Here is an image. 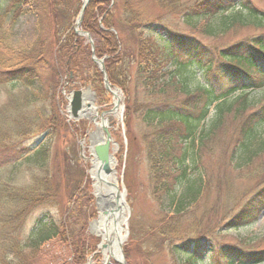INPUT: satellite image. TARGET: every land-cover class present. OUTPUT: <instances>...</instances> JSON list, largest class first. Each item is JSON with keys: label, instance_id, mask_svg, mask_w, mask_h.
Here are the masks:
<instances>
[{"label": "trees", "instance_id": "obj_1", "mask_svg": "<svg viewBox=\"0 0 264 264\" xmlns=\"http://www.w3.org/2000/svg\"><path fill=\"white\" fill-rule=\"evenodd\" d=\"M80 1L14 0L0 14V88H7L4 93L6 99L0 104V169L7 166L8 160L4 159L9 152L16 157L21 156L19 159H27L25 162H31L33 168L16 182L0 183V264H34V258L42 257L48 245L53 249L58 247L65 255L64 259L70 258V264H84L91 251L87 227L95 211L91 195L85 194V191L79 192L81 181H85L84 171L78 164L76 168L74 165L68 167L70 162L77 159L75 153L67 157L64 151H60L52 156L50 146L43 143L26 154L19 148L37 135L53 138L61 131L77 130L73 124H66L58 106L60 97L57 92L63 74H74L69 80L70 84L74 82L75 74L86 73V79L95 90H100L103 76L91 60L90 46L74 32V19ZM168 1L157 0V4L166 10L170 7ZM144 2L136 0L133 4L132 0H120V4H116L114 0H93L90 7L95 10L92 12L91 9L82 19L81 29L96 39L95 56L103 59L108 80L123 91L128 90L126 82L132 73L128 68L133 64V78L139 83L138 86L149 87V90H145L148 94L162 93L171 82L178 86L180 94L184 96L180 107L149 109L144 115L145 124L154 127L157 132L153 146L161 152L157 156H154V152L151 157L155 163V176L159 177L163 173L164 163L170 158L172 143L177 140L173 131L172 134L166 132L169 129L167 124L172 123L176 129L182 127L183 133L178 130L181 142L202 140L218 127L225 114L240 112L235 104L241 105L242 100L235 98V101H231L230 96L238 93L244 95L264 87V13L255 12L243 0H199L188 6L183 12L189 25H197L199 18L210 19L206 29L200 32L209 38L221 40L236 25L261 30L241 37L230 36L224 43L220 41L219 45L211 48L194 33L174 30L162 19V15L144 22L147 21ZM25 14L34 17V35L31 41L14 45L9 32L18 18ZM99 18L102 19V26ZM6 20H9V26L4 30L1 24L4 25ZM141 26L143 30L151 32L146 38L143 37L144 32L139 30ZM124 31L132 33L134 49L130 57L122 49L119 32ZM158 40L164 43V47L157 44ZM175 48L180 51L177 57L173 52ZM125 63H129L127 69ZM166 64L174 65L168 79H163L159 88L149 86L161 79L160 70ZM200 73L203 82L197 76ZM183 104L187 107L184 108ZM256 107L257 110L240 124L243 134V143L238 150L240 163L248 162L255 152L259 153L264 148V140L255 144L259 137L257 128L264 123V102H257ZM212 109L215 119L205 128ZM70 134L72 137L73 132ZM177 164H180L184 181L187 179V165L183 166L185 159H179ZM71 176L76 178L71 183L68 199H73L76 193L84 196L75 198L69 211L62 192L69 187L68 179ZM161 185L165 187L163 182ZM203 185L200 178L188 181L183 193L174 197L177 211H182L193 202ZM54 208L61 209V218L56 219L48 214ZM39 212L43 214L35 219L34 226L28 232L27 222ZM262 213L264 185L243 203L223 227L237 230L256 221ZM191 241L198 246L210 240L207 235H195ZM184 245L186 251L178 263H202L201 259L196 260L188 253L189 243ZM221 258L224 264H261L264 262V251L249 254L234 249L223 252Z\"/></svg>", "mask_w": 264, "mask_h": 264}, {"label": "rangeland", "instance_id": "obj_2", "mask_svg": "<svg viewBox=\"0 0 264 264\" xmlns=\"http://www.w3.org/2000/svg\"><path fill=\"white\" fill-rule=\"evenodd\" d=\"M13 1L0 0V14ZM83 1H80L79 10ZM198 1L169 0L168 6L170 5V7L163 10L160 4H157V0H145L144 9L147 21L144 20V22L155 20L158 15H162V19L173 26L174 30L194 33L211 48L213 45H219L220 41L224 43L225 39L231 38L230 36L241 37L261 31L254 27L244 28L236 25L221 40L209 38L206 35L203 36L200 32L206 29L205 27L210 19L199 18V21L196 22L197 25L194 23L191 26L186 22L187 17L184 15V10ZM243 1L255 12L264 13V0ZM92 2L93 0H89L82 19L91 12V9L92 12L95 10L94 7H90ZM114 2L120 4V0H114ZM135 2L136 0H132L133 4ZM37 3L38 1H36ZM79 10L74 21L78 17ZM117 11L120 12V10ZM101 18L98 20L100 26H102ZM1 26L6 30V27L9 26V20H6L5 24H1ZM142 27L139 30L144 32L142 34L146 38L151 32L146 29L143 30ZM34 32V17L25 14L19 17L12 26L9 32L10 41L14 45H22L31 41ZM86 33L89 35V39L83 36L79 37H82L89 46L92 42L93 47H95L96 39L88 32ZM130 34L132 35L131 32L127 31L119 32L122 49L127 57H130L134 49L133 38ZM156 42L160 47H164L161 40ZM177 46L179 45H174V47ZM167 50L169 53L170 47ZM174 50L176 57L179 56L177 55L180 52L179 49L175 48ZM179 58L181 59L182 56ZM125 65L127 69L129 63H125ZM95 66L100 71V66L97 64ZM173 69L174 65L166 64L160 70L161 79H157L149 86L159 88L162 80L168 79L167 76H170L169 72ZM128 71L132 73L126 82L128 90L124 91L108 78L109 88L104 84L103 77H101L100 90L97 91L91 82L86 79V73L75 74L74 82L70 84L69 80H72L74 74H63L57 92L60 101L59 105L57 102L56 104L60 107L66 124H73L77 130L73 131L71 129L70 132H73L72 137L69 131H61L53 138H47L44 134L31 137L19 147L23 149L21 152L26 154L32 148L43 143L50 146L52 156L60 151H64L67 157L75 153L77 159L70 162L68 167L74 165L76 168L78 164L84 171L85 181H81L79 192L85 191V194L91 195L95 214L89 222L97 219L98 211L93 187L94 181L91 177V155L89 151L91 147L90 134L94 126L89 119L74 120L70 118L67 112V98L70 92L89 89L94 96L95 115L99 117L97 122H100L103 118L108 119L105 130L111 139V156L115 163L111 166L114 171L111 179L117 181V187L123 193V201L128 209L126 239L121 246L126 264H179V260L183 258L186 251L184 244L187 243H189L188 253L193 255L196 260L203 259V264H224L221 257L223 252L228 250L238 249L242 252L245 251V253L249 252V254L260 250L264 251V214L253 223L244 225L237 230L223 227L225 222L241 209L243 203L259 187L264 185V148L259 153L255 152L248 162L240 163L238 158V150L243 143L240 124L250 113L257 110V102H264V87L244 95L238 93L230 96L231 101H235V98L242 100L241 105L235 104L237 111L240 112L225 114L218 127L206 137H203L202 140H197L194 143L181 142L178 139V130L183 133L182 127L176 129L172 123L167 124L169 129L166 132L171 133L173 131L174 138L177 140L172 143L170 158L164 163L163 173L156 177L154 173L155 163L151 155L155 152L154 156H157L161 151H157L156 146H153V141L157 138V132L154 127L145 124V112L149 109L157 110L169 108V106L180 107L184 96L180 94L178 86L171 82L168 83L162 93L151 94L152 92H149L150 94H148L145 90H149V87L145 89L143 86H138L139 83L133 78L135 73L133 64L129 65ZM44 72L47 74L46 69ZM197 76L203 82L201 73ZM2 88H0V104H3L6 99L4 93L7 88ZM113 90L119 91L120 96L117 104L113 102V95L111 94ZM242 98L245 100L243 101ZM183 107L187 106L184 105ZM214 119L215 113L212 109L204 127L206 128ZM257 132L259 137L255 144L264 140V123L257 128ZM103 133L105 135L104 131ZM20 157H16L9 152V156L4 161L8 160L7 162L10 165L7 164L4 169H0V183L16 182L33 169L31 168V162L27 163L25 162L27 159H19ZM182 158L186 162L183 166L187 165L185 177L188 181L193 182L200 178L204 185L193 202H190L182 211H177V207L175 208L176 203H173L175 202L174 197L181 195L188 183L187 179L183 181L184 177L181 176L183 173L179 168L180 164H177L178 160H182ZM17 159L19 161L15 162L16 164L13 163ZM49 166L51 167V165ZM75 178L76 176L74 178L71 176L68 179L69 187L62 192L64 193V203L66 202L69 211L72 209L75 198L84 196L82 193H76L73 199H68V195H71L69 193L71 183ZM161 182L164 183L165 187L162 188ZM62 186L64 187V182ZM43 212L36 213L29 219L26 225L28 232L34 226L35 219ZM48 214L59 219L62 212L61 209L54 208ZM88 234L91 237V251L86 256L84 263L91 257V264H102L103 258L99 253L92 255L98 251L97 246L100 244L101 239L98 235ZM195 235H207L210 241L197 246L191 241ZM60 251L58 247L53 249L48 245L43 250L42 257L38 259L35 257L33 262L34 264H70V258L64 259L65 255ZM111 264L116 263L111 259ZM235 264L239 263L235 262ZM261 264H264V262Z\"/></svg>", "mask_w": 264, "mask_h": 264}, {"label": "bare ground", "instance_id": "obj_3", "mask_svg": "<svg viewBox=\"0 0 264 264\" xmlns=\"http://www.w3.org/2000/svg\"><path fill=\"white\" fill-rule=\"evenodd\" d=\"M85 96H82V110H81V116L83 118L89 119L93 123V130L91 131L90 134V143H91V148L94 146V141L97 140V142H103L105 140V135L103 131L105 130L106 127V122L107 118H103L100 122H97L98 116H96V112L94 109V96L91 93L90 90L86 89L83 91ZM113 95V102L114 104H117V100H119V91L113 90L111 92ZM92 161V167H91V175L93 179L95 180V185L94 188L96 190L95 195L97 198H99V207L101 208V211L103 210V203L105 202V199L108 195L112 193L115 194L117 190L115 191L114 189H111L108 187L107 189L105 188L106 185L102 182V185L98 182V171H100L101 177L105 183L113 182L111 177L109 176H104L102 173V170L100 168V163L97 161ZM97 180V181H96ZM111 180V181H109ZM115 183L117 182L116 180L114 181ZM119 194V192H117ZM120 195V194H119ZM113 199V197H111ZM122 198L124 199L123 195ZM123 201V200H122ZM100 211L101 214V220L99 223L95 224L93 229L94 232L100 237L102 243L108 242L110 245L109 248V253L108 251H101V254L103 255V258H109V259H116V260H121L120 258V245L124 242L123 240L126 238V215L124 212V207L121 205L118 208L116 207V211L111 214V215H103L102 212ZM124 212V213H123Z\"/></svg>", "mask_w": 264, "mask_h": 264}, {"label": "water", "instance_id": "obj_4", "mask_svg": "<svg viewBox=\"0 0 264 264\" xmlns=\"http://www.w3.org/2000/svg\"><path fill=\"white\" fill-rule=\"evenodd\" d=\"M88 2H89V0H84L82 5H81L77 20L75 22V33L77 35L84 36V37H87L89 39L90 37L87 33H84V32L79 30V27H80V24L82 21V17H83V14H84V11L86 9ZM90 45H91V49H92V59H93L95 64L100 66L101 72L103 73V82L107 86V88H109V83H108V80H107V77L105 75L104 68H103V61L97 60L94 57L92 42L90 43ZM82 96H85L84 93H82V91L77 90V91H72L70 93L69 97L67 98V101H68L67 112L70 115V118H72L74 120H78L80 118H83L81 116ZM104 132H105V136H106L105 140L103 142H100V143L97 142V140H95L94 141L95 144H94L93 148H90V152H91V156L93 157V161H97L100 163V168L102 170L103 175L109 176V178H110L111 176L114 175V171L111 169V166H113L115 163H114L113 158L111 156V139H110V136L106 130H104ZM91 164H92V161H91ZM97 177H98V182H97L98 184L100 183L102 185V182H103L106 185V187H110L111 189H114L115 191L117 190V192H119L120 195L117 192H115V194H113V190H112V193L106 197L105 202L103 203L104 207H103L102 211H101V208L99 207V204H100L99 201L100 200L95 195L96 208L98 211V215H97V219L90 222L89 226H88V231L91 234H95V235H97V234L94 232L93 227L95 224L99 223L101 220L100 211L102 212L103 215L108 216V215L113 214L116 211V207L118 208L119 206L122 205L124 207L125 214H127V212H128V209H127L124 201H122L123 200V198H122L123 193H121L119 188L117 187V182L115 183L114 182L115 180L112 179V181H113L112 183L111 182L105 183V181H103V179L101 177L100 171H98ZM92 179H93V177H92ZM93 181H94V185H95L96 182L94 179H93ZM94 185H93V187H94ZM96 190H97V188L95 189V192H96ZM111 197H113V199ZM126 222H127V218H126ZM125 236H126V234H125ZM123 241L125 242V239ZM122 244L119 247L121 260L119 261V260L112 258L114 260V262H116L117 264H126L124 257H123V254H122V250H121ZM109 248H110V245L108 242H106L105 244L100 242V244L97 246V249L99 251H108V253H109ZM86 264H91L90 259L88 260V262ZM102 264H111L110 259L109 258L104 259Z\"/></svg>", "mask_w": 264, "mask_h": 264}]
</instances>
